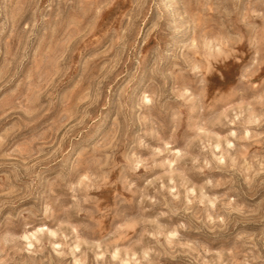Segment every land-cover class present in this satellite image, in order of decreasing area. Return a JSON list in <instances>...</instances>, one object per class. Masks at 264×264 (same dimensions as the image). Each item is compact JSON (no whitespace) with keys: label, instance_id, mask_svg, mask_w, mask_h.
<instances>
[{"label":"rangeland","instance_id":"1","mask_svg":"<svg viewBox=\"0 0 264 264\" xmlns=\"http://www.w3.org/2000/svg\"><path fill=\"white\" fill-rule=\"evenodd\" d=\"M0 264H264V0H0Z\"/></svg>","mask_w":264,"mask_h":264}]
</instances>
